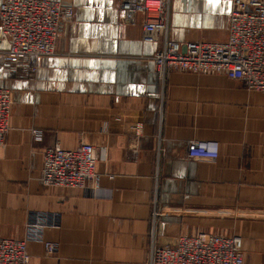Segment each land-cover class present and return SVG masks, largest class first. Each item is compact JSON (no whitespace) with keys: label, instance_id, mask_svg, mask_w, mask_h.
Returning a JSON list of instances; mask_svg holds the SVG:
<instances>
[{"label":"crops","instance_id":"obj_1","mask_svg":"<svg viewBox=\"0 0 264 264\" xmlns=\"http://www.w3.org/2000/svg\"><path fill=\"white\" fill-rule=\"evenodd\" d=\"M53 1L74 9L53 57L6 70L0 29V88L13 98L0 235L43 224L30 264H144L153 244L198 234L240 237L245 262L264 264V93L215 74L160 79L142 16L124 23L120 0ZM231 4L171 0L169 39L226 42ZM193 141L217 143L218 158L189 159ZM81 143L97 154L88 189L44 186V151Z\"/></svg>","mask_w":264,"mask_h":264},{"label":"built area","instance_id":"obj_2","mask_svg":"<svg viewBox=\"0 0 264 264\" xmlns=\"http://www.w3.org/2000/svg\"><path fill=\"white\" fill-rule=\"evenodd\" d=\"M124 23L135 24L142 16V41L156 44L153 57L160 79L171 74L220 75L238 82L248 91L264 93V0H232L228 39L216 42H176L169 39L171 0H120ZM74 18V9L53 0H3L0 29L9 41L2 66L11 70L32 60L53 57L63 28ZM35 70V69H33ZM13 98L0 88V147L11 130ZM36 142L40 131L32 132ZM188 158L214 161L219 145L193 141ZM97 154L93 146L81 143L75 149L60 144L43 153L41 181L44 186L87 190L96 179ZM44 225L37 222L23 239L0 235V264H30L29 243H43ZM48 254L55 246L45 242ZM144 264H247L243 241L237 236L198 234L181 236L175 246L152 245Z\"/></svg>","mask_w":264,"mask_h":264}]
</instances>
